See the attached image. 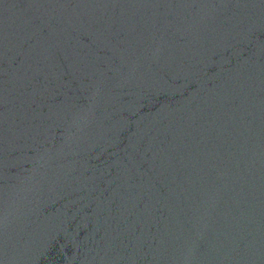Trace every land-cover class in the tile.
Listing matches in <instances>:
<instances>
[{
  "label": "water",
  "instance_id": "water-1",
  "mask_svg": "<svg viewBox=\"0 0 264 264\" xmlns=\"http://www.w3.org/2000/svg\"><path fill=\"white\" fill-rule=\"evenodd\" d=\"M0 264H264V0H0Z\"/></svg>",
  "mask_w": 264,
  "mask_h": 264
}]
</instances>
